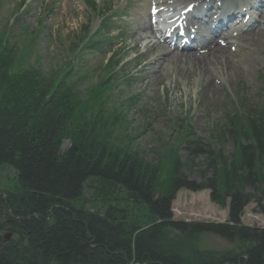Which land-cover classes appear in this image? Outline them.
I'll return each mask as SVG.
<instances>
[{"label":"trees","instance_id":"16d2710c","mask_svg":"<svg viewBox=\"0 0 264 264\" xmlns=\"http://www.w3.org/2000/svg\"><path fill=\"white\" fill-rule=\"evenodd\" d=\"M16 57V45L0 41V169L9 165L16 175L14 189L1 187L0 214L21 237L7 242L0 236V264H264V228L240 225L249 197L232 186L258 182L264 201V101L241 99L216 134L235 143L238 159L229 172L221 166L219 178L196 184L176 176L172 160L157 192L140 161L93 140L94 128L85 133L90 123L83 114L99 101L106 81L81 99L65 77L54 81L19 68ZM65 137L70 146L61 151ZM181 188H209L220 207L229 197L227 220L173 222L170 204ZM203 232L225 238L233 249L198 250Z\"/></svg>","mask_w":264,"mask_h":264},{"label":"rangeland","instance_id":"374dc122","mask_svg":"<svg viewBox=\"0 0 264 264\" xmlns=\"http://www.w3.org/2000/svg\"><path fill=\"white\" fill-rule=\"evenodd\" d=\"M86 1L0 0L1 35L7 32L8 40L16 41L20 48L15 66L24 68L30 65L56 77L74 67L73 72L84 78L80 80L81 99L90 96L97 82L104 75L108 77L109 70L102 55L73 50V44L83 26H88L90 32L99 28L104 8L108 7L106 11L108 16H113L111 19L116 28L113 34L121 32L114 49L125 58L108 78L111 89L103 93L91 111L83 114L85 121L90 123L85 133L94 128L93 140L105 143L112 150L125 151L140 161L146 174L154 178L157 192L170 175L172 160L174 174L196 184L219 178L217 170L221 166L229 172L232 158L238 159L235 143L225 134L223 139L213 134L218 133L216 129L224 122L225 112L236 108L241 94L239 88H245V97L251 101L261 96L264 38L258 44L235 46L227 56L232 74L224 78L214 75L213 86L205 88L195 75H176L173 67L178 63L175 60L170 62L169 57H162L159 68H156L157 71L160 69L159 73L146 74L151 69L144 66L146 59L142 57V44L144 35L152 38L149 32L140 35L136 30L147 21L150 8L155 6L149 0H95L97 11L88 9ZM171 2L176 6L183 0ZM49 7L52 12L48 11ZM165 52L163 47L154 44L147 59L154 53ZM244 68L248 73H243ZM128 74H132L131 82L125 79ZM71 129L76 128L72 126ZM69 143V137L63 138L61 149H66ZM2 168L0 191L1 186L14 189V169L9 165ZM259 169L264 174V160ZM231 174L235 173L231 171ZM232 186L249 197L239 217L240 225L264 227V201L260 197L258 182L252 186L234 182ZM210 194L209 188L197 191L178 189L171 204L173 220L226 221L229 197H226V206L220 207L210 200ZM173 235L178 236L174 232ZM196 244L200 251L222 252L232 248L231 242L211 234L199 235Z\"/></svg>","mask_w":264,"mask_h":264},{"label":"bare ground","instance_id":"6f19581e","mask_svg":"<svg viewBox=\"0 0 264 264\" xmlns=\"http://www.w3.org/2000/svg\"><path fill=\"white\" fill-rule=\"evenodd\" d=\"M261 19V22L251 32H248L244 34V36H241L240 41H243L242 44H258L261 39L264 38V9ZM149 20L150 18H148V21H145L142 27L138 28L136 32H139L140 35L149 32V34H151V38H155L156 34L152 30V27L149 24ZM205 20L209 19L206 18ZM230 38L231 37H226L222 38V41L208 42L206 45L202 46L200 50L186 53H173L174 51L170 49L168 52L164 53V56L169 57L168 60L170 62L172 60H175L178 63L174 64L173 67V71L176 75L181 74L184 77L186 75H195L199 81L203 82L205 88H210L213 86L214 75L224 78L226 75L228 76L232 74L230 58L227 57L228 55H231L230 51L232 50L226 47V44L230 43ZM143 40H149V38H146V35H144ZM157 41L151 43V41L149 40L142 46L144 49V56H146L145 53L148 50L147 46L154 44L157 45ZM134 47L137 46L134 45ZM201 49H204V51ZM161 60V56L159 57L158 55H156L152 56L145 64L150 66L158 65L159 67V63L161 62ZM150 73L153 74L154 71H151ZM243 73H248V71H246V69L244 68ZM146 78H149V76H146Z\"/></svg>","mask_w":264,"mask_h":264}]
</instances>
